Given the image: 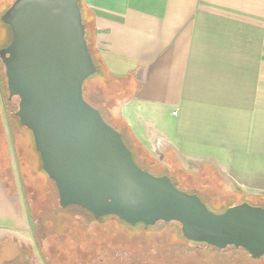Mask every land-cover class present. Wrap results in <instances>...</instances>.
<instances>
[{
	"label": "crops",
	"instance_id": "0c3cea01",
	"mask_svg": "<svg viewBox=\"0 0 264 264\" xmlns=\"http://www.w3.org/2000/svg\"><path fill=\"white\" fill-rule=\"evenodd\" d=\"M83 3L97 60L124 89L133 88L120 113L148 150L161 141L229 173L234 155L264 158V0ZM0 140L8 143L6 130ZM8 172L12 188L3 178ZM28 213L10 159L7 169L0 165V220L17 214L22 227L0 226V244L34 243Z\"/></svg>",
	"mask_w": 264,
	"mask_h": 264
},
{
	"label": "water",
	"instance_id": "95a60500",
	"mask_svg": "<svg viewBox=\"0 0 264 264\" xmlns=\"http://www.w3.org/2000/svg\"><path fill=\"white\" fill-rule=\"evenodd\" d=\"M10 43L0 50L16 116L33 135L59 204L130 225L175 222L183 236L217 249L264 255V206L242 202L223 212L134 160L120 131L84 96L96 74L80 0H16L4 17Z\"/></svg>",
	"mask_w": 264,
	"mask_h": 264
},
{
	"label": "rangeland",
	"instance_id": "374dc122",
	"mask_svg": "<svg viewBox=\"0 0 264 264\" xmlns=\"http://www.w3.org/2000/svg\"><path fill=\"white\" fill-rule=\"evenodd\" d=\"M13 1L0 0V48L7 46L12 38L4 17ZM1 73L5 80L3 95L7 100L3 66ZM112 82H105L107 85L102 89L101 81L93 77L85 84V96L106 119L123 120L120 108L133 88L124 89L118 82ZM108 97L111 102H106ZM5 102L0 99V129L6 130L9 141L5 144L0 140V165L7 169L10 159L15 163L19 186L28 196V216L32 225L29 231L33 238L36 236L39 247L35 243L29 245L6 238L0 244V264H26L27 255L32 261L38 258L36 264H93L100 255H105L106 264H264V255L252 258L242 248L217 249L204 243L189 242L183 236L181 226L175 222L130 225L113 216L97 219L77 205L61 207L57 189L42 168L33 135L16 116L18 98L6 106ZM140 144L158 166L147 165L138 150L140 163L155 173L169 175L179 189L198 193L210 210L219 212L229 201L235 202L238 198L232 194L236 192L256 198L255 202L264 206V158L234 155V158L227 159L229 173L206 160L192 159L161 141L148 143L149 150ZM3 178L12 188L14 182L9 172ZM14 217L7 215L5 220H0V226L9 229L22 227L17 214ZM20 234L28 236L22 230ZM33 253L36 258L32 257Z\"/></svg>",
	"mask_w": 264,
	"mask_h": 264
},
{
	"label": "trees",
	"instance_id": "16d2710c",
	"mask_svg": "<svg viewBox=\"0 0 264 264\" xmlns=\"http://www.w3.org/2000/svg\"><path fill=\"white\" fill-rule=\"evenodd\" d=\"M16 0L13 1V3L15 2ZM12 3V4H13ZM12 4H10L8 6L7 9H9ZM80 6L82 8V16H83V21H84V24H85V28H86V37L88 39V44H89V50L93 56V59H94V63L96 64L97 66V72L96 74H94L93 76H91L90 78H88L85 83H84V96H85V84L87 81H91L93 79V77H96L98 82L101 81V87L102 89L104 88L105 89V86L107 84H105V82L107 83H113L112 81H114L112 78H110L109 75H107V73L105 72V70L102 68L100 62L97 60V57H96V54H95V51L93 49V45L91 43V38H90V35H89V32L87 30V27H86V19L84 17V3H83V0H80ZM105 76V77H104ZM106 78V79H104ZM103 79V80H102ZM111 79V80H110ZM105 81V82H103ZM109 94V93H108ZM110 95V94H109ZM108 95V96H109ZM85 99L90 103V101L86 98L85 96ZM110 101V97H108L106 99V102H109ZM112 101V100H111ZM110 101V102H111ZM97 107V106H96ZM101 111V110H100ZM102 113V111H101ZM103 117L105 118V120L111 124L115 129H117L118 131H120L123 135V139L125 141V143L127 144V146L132 150L133 152V156H134V160L136 161V163L142 167L143 169L153 173V174H156V175H161L160 173H155L153 169L151 168H148L146 166H144L142 163H140L137 159V152L138 150L142 153L143 155V159L144 161L146 162V164H153L154 166H158V162L156 160H154V158L151 156V154L140 144L139 140L134 136V134L132 133L130 127L126 124V122H124L121 118L120 119H116L114 121H110L109 119H106L105 115L102 113ZM135 146V148H134ZM172 179V178H171ZM52 181V180H51ZM173 181V179H172ZM53 182V181H52ZM174 182V181H173ZM176 186H179L177 185L176 183H174ZM55 185V184H54ZM189 191V189H188ZM190 192V191H189ZM58 194V193H57ZM198 194V193H197ZM233 197H235L237 200L234 202H230L223 207V209L219 212H223L224 210H226L228 207L230 206H233V205H236V204H239V203H242V202H248L252 205H259L258 203L255 202L256 198H248V197H244L242 196L240 193H235V194H232ZM252 199H254V202L252 201ZM258 199V198H257ZM235 200V199H233Z\"/></svg>",
	"mask_w": 264,
	"mask_h": 264
},
{
	"label": "flooded vegetation",
	"instance_id": "af4514ba",
	"mask_svg": "<svg viewBox=\"0 0 264 264\" xmlns=\"http://www.w3.org/2000/svg\"><path fill=\"white\" fill-rule=\"evenodd\" d=\"M6 46H3V47H1L0 48V50L1 49H3V48H5ZM2 62H1V58H0V92H2V94H3V91H4V78H3V74L1 73L2 72ZM6 79V78H5ZM4 96L5 95H3V100H4V102L5 103H11L13 100H14V98H16V97H9V95H7L8 97H7V100H6V98H4ZM189 241V240H188ZM190 242V241H189ZM34 243H35V245H37L38 247H39V243H38V240L37 239H35V241H34ZM190 244V243H189ZM205 244V243H204ZM32 257H34V258H36V255L33 253V256ZM38 262V258H36V259H34V261H32V263L31 264H36ZM98 263H101V264H106L107 263V260H106V257H105V255H100L99 257H98V259H97V261H95V263H93V264H98ZM91 264V263H90Z\"/></svg>",
	"mask_w": 264,
	"mask_h": 264
}]
</instances>
